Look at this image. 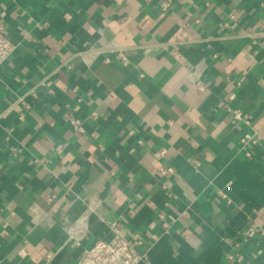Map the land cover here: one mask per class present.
<instances>
[{"label": "crops", "instance_id": "0c3cea01", "mask_svg": "<svg viewBox=\"0 0 264 264\" xmlns=\"http://www.w3.org/2000/svg\"><path fill=\"white\" fill-rule=\"evenodd\" d=\"M161 1L0 0V264H264V0Z\"/></svg>", "mask_w": 264, "mask_h": 264}, {"label": "built area", "instance_id": "2783aa9c", "mask_svg": "<svg viewBox=\"0 0 264 264\" xmlns=\"http://www.w3.org/2000/svg\"><path fill=\"white\" fill-rule=\"evenodd\" d=\"M171 4L172 0H162L160 10L164 13L167 12ZM15 50L16 45L12 43L6 32V27L0 22V69L9 63ZM230 99H233V95L230 96ZM232 115L233 124L243 123L250 130L244 132L239 139L242 148L246 151V156L250 157L252 155L250 149L259 146L263 137L259 130L254 127L253 122L240 109L232 110ZM70 124L75 131L83 132L82 123L78 119L71 118ZM56 151L60 152L61 147H57ZM163 154L164 151L162 150L160 155ZM161 174L164 176L175 175V171L172 168L164 167L161 169ZM53 198L50 196L49 201ZM109 227L113 235L112 239L110 241H97L90 248L84 250L77 264H141L148 260L147 256L138 250L140 242L122 237V225L118 220L110 222ZM254 235L248 233L249 238Z\"/></svg>", "mask_w": 264, "mask_h": 264}]
</instances>
